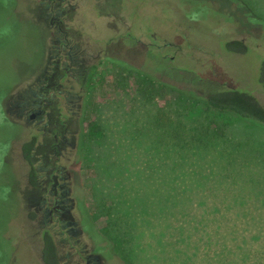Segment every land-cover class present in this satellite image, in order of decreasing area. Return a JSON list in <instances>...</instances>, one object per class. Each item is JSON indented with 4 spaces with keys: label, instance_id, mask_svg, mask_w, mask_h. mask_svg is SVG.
Segmentation results:
<instances>
[{
    "label": "rangeland",
    "instance_id": "obj_1",
    "mask_svg": "<svg viewBox=\"0 0 264 264\" xmlns=\"http://www.w3.org/2000/svg\"><path fill=\"white\" fill-rule=\"evenodd\" d=\"M51 1L0 0V264H41L43 231L50 232L60 264H79L68 259L54 220L41 222L42 202L60 176L74 203L78 199L92 215L93 226L79 204L93 237L83 236L82 243L96 247L101 264H247L255 252L264 256V126L214 111L203 100L233 89L264 105V0H54L62 11L58 19L59 12L47 8ZM58 20L83 47L111 51L101 55L75 126L84 134L100 124L99 133L115 135L105 149L127 154L118 162L128 172L106 184L128 227L120 226L130 239L120 256L103 236L110 220L92 194L97 162L89 139L72 149L62 141L78 137L67 131H75L66 119L70 105L61 101L57 111L43 103L40 125L25 120L22 104L35 101L32 93L60 36L51 21ZM230 41L242 42L245 52L227 51ZM31 137L37 141L29 165L21 149ZM148 144L173 146L175 157L191 160L189 169L148 166ZM30 170L40 188L30 183ZM181 211L167 221L169 212ZM67 217L78 221L79 212ZM237 246L249 260L235 254Z\"/></svg>",
    "mask_w": 264,
    "mask_h": 264
},
{
    "label": "flooded vegetation",
    "instance_id": "obj_2",
    "mask_svg": "<svg viewBox=\"0 0 264 264\" xmlns=\"http://www.w3.org/2000/svg\"><path fill=\"white\" fill-rule=\"evenodd\" d=\"M51 12L57 10V16L55 19L60 17L62 11L58 9V6L54 0L51 1V4L47 6ZM51 21V26L53 32L55 34H59L60 36L57 37L55 41H53L52 46V53L51 57H49V61L47 63V69L45 71L44 80L39 86V90L35 93H32L33 98L35 101H23L22 108L24 109V113L27 110V115L25 120L27 123L32 125H40L43 122V116L45 114L44 111V104H54L55 110L60 111L61 108L58 103L61 101L63 103H67L70 107L67 110V121L71 124H74L76 121H79L77 118L78 112H80V116L82 113L81 106H82V98L85 92L91 87L94 82V79L97 76V71L100 67V59L101 55L104 52H108L104 49L97 47H83V44L78 40H73L70 37H67V28L66 24L63 25L61 20L58 22ZM65 26V30L63 29ZM69 27V25L67 24ZM63 27V28H62ZM129 35V34H128ZM87 46V45H86ZM109 52H111L109 50ZM108 52V53H109ZM57 72L56 77L54 76ZM54 77V78H53ZM53 80V81H52ZM48 89L47 93L45 94V90ZM51 91V92H50ZM50 92V93H49ZM49 93V96L47 94ZM54 98L53 101L51 98ZM47 123H43V127L40 130L43 131V128L47 127ZM75 126V131L67 128L68 134H77L78 137H74L72 141L62 140L67 148H77L80 143L81 137V129ZM78 132V133H77ZM43 135H48L47 132H42ZM51 137H56V132L53 131V134H50ZM32 139L28 141L29 144H32L30 157L29 159L24 160L30 165V158L32 155V151L34 150V146L36 143V137H31ZM59 138L62 139L61 136ZM57 139V137H56ZM23 149V146H22ZM21 151L23 152V150ZM46 171L48 169H45ZM44 171V170H39ZM50 171V170H49ZM48 171V172H49ZM30 183L34 188H40L41 180L40 177L34 170H30ZM53 174V173H52ZM33 181V183H32ZM48 190V188H47ZM71 190L70 186L67 182L66 176L59 177V184L58 187L50 191L48 196L45 200H43V209H42V217L41 222L45 226L49 225L53 220L55 224L60 229V235L62 236V240L68 246V259L76 257L79 260V264H101L100 258L101 254L97 251L96 247L93 245L90 248L82 243L83 236L92 237L90 233L85 231L84 226L82 224V216L80 207H85L83 203L76 199V203L70 198ZM75 200V199H74ZM76 209L79 212V220L75 221L69 219L67 215ZM86 214V212H85ZM88 217V216H87ZM89 219V218H88ZM92 224V223H91ZM93 226V224H92ZM95 231V230H94ZM44 238L50 237L52 238L49 231H43ZM53 239H44L43 240V248L41 251V264H60L59 254L57 252V248L55 244L53 245ZM45 253H54L55 258L57 261L53 260L51 257V262H47L44 256ZM65 264H68L67 262Z\"/></svg>",
    "mask_w": 264,
    "mask_h": 264
},
{
    "label": "trees",
    "instance_id": "obj_3",
    "mask_svg": "<svg viewBox=\"0 0 264 264\" xmlns=\"http://www.w3.org/2000/svg\"><path fill=\"white\" fill-rule=\"evenodd\" d=\"M225 48L229 52H235V53H243L245 52L246 48L244 44L240 41H230L225 44ZM148 81L151 84H154L151 79H144ZM259 83L263 89L264 93V63L261 65L260 69V78ZM148 92L150 93V89H148ZM153 91H151L152 93ZM150 93V94H151ZM150 97V95L148 96ZM150 99V98H148ZM204 103L207 107L210 109L217 111V112H223V113H231L240 119L248 120L251 122H255L257 124H260L264 126V105H262L254 96L245 93L240 92L238 90H226L223 92H218L214 94H208L204 98ZM100 124H90L87 130V133L81 134L80 143L85 138L86 140L89 139L88 144V150H90L91 153V159H95L97 162L96 164V179H92L91 182V190L92 194L97 196V199H100V208H98V211H100V214H103L107 219L109 218L110 222H108L106 231L103 232V236L106 241H108L110 244L113 245L115 248V252L118 256L122 255L123 252H125L123 246L125 244H130V239L128 235H124L120 233V226L125 225L127 227V224L124 223V221L121 219V213L113 209V203L111 201V194L106 191V184L111 185L113 183V179L116 176L120 177L124 173L128 172V169L126 166L121 167L120 163L118 161L124 160L125 155H127L125 152L121 153L118 149L115 147L109 149H105V146L109 144L111 141L113 142L115 140L114 134H107V133H99L101 130ZM143 133V131H142ZM144 134V133H143ZM157 136L159 134H156ZM134 136L143 137L140 133H134ZM149 139V137H148ZM143 142V140H140ZM101 142L103 146H101ZM168 142V146L170 144V141ZM148 143L156 144L158 142H150ZM94 145V146H93ZM92 146V147H91ZM95 146L98 147V149H95ZM32 144L26 143L23 145V156L25 159H29L30 157V151H31ZM172 147H166V148H153L150 144H148V166L151 164H159V165H174L176 166L180 171L188 170L189 166L191 165V160L185 159L188 156L186 154H183V158L175 157V152H169L172 150ZM104 149V150H103ZM109 150V151H108ZM92 161V160H91ZM178 165H176V164ZM33 183V181H32ZM187 208L185 209V211ZM185 211L183 212L185 214ZM86 216L89 218V220L92 223L91 216L88 211H86ZM182 211L178 213L175 212H169V217L167 221H169V218L174 216V214L182 216ZM185 216V215H184ZM166 221V222H167ZM198 222V221H197ZM93 224V223H92ZM128 228V227H127ZM126 228V230H127ZM128 232V231H126ZM95 235H98L95 233ZM46 239H51L46 237ZM125 247V246H124ZM130 248V247H129ZM130 251V249H128ZM236 255H239L242 258H246L249 260V256L246 252H244L243 248L236 247L233 249ZM261 253L255 252L253 259L247 262V264H264V256L261 258H257V255L260 256ZM48 253H45V260L48 258ZM50 256L53 258L54 262L57 259L55 258L54 253H50ZM248 256V257H247ZM48 262V260H47Z\"/></svg>",
    "mask_w": 264,
    "mask_h": 264
}]
</instances>
